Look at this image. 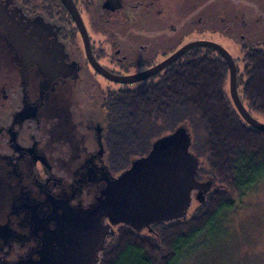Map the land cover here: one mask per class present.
I'll list each match as a JSON object with an SVG mask.
<instances>
[{"label":"flooded vegetation","instance_id":"1","mask_svg":"<svg viewBox=\"0 0 264 264\" xmlns=\"http://www.w3.org/2000/svg\"><path fill=\"white\" fill-rule=\"evenodd\" d=\"M72 1L87 31L88 51L74 18L61 0H14V6L25 13L23 31L20 33L24 39L20 38L21 41L8 43L4 39L10 37L9 31L5 32L4 28L10 27V23L0 26V54L2 50L11 48V44L16 47L25 45V67L16 57L12 65L7 63L3 66L1 62L4 60L0 56V122L2 117L8 114L11 117L13 111L23 108L20 97L25 95V120L17 121L16 129L20 134H16V138L25 143V153L21 151L23 158L38 160L41 174L47 172L43 165L44 158L54 161L56 165L55 161L61 157L58 146L64 143L51 137L50 120L43 119L48 114L44 113L42 117L43 109L40 105L29 108L32 103L41 99L45 106L62 93L69 98L72 121L70 125L62 126L66 130L70 128L75 154L78 151L82 153L75 155V159L84 155L85 159H89L98 141L94 132L87 128L80 129L78 125L88 124L87 113H94L90 110L95 108L97 113L102 112L105 131L101 142L104 143V158L108 163L112 153L107 133L109 105L113 95L130 90L137 94L151 93L153 86L165 78L175 63L186 62L188 58L195 59L190 56L196 54L199 60L208 55L213 61L226 62L214 47L194 45L197 43H215L225 48L234 59L237 74L242 78L245 73L238 71L241 72L243 64L248 62V55L264 53V0H115L110 7H107L108 0ZM38 17L44 19L51 29L32 33V26L27 21ZM189 45L194 46L149 77L133 83L110 79L145 74ZM40 57L59 62L58 68L48 73L38 62ZM237 82L238 77L236 86ZM252 116L264 123L262 117ZM155 122L151 120L149 124L152 126ZM7 130L4 125L0 127V153L3 154L12 153L8 147L11 139L7 136ZM156 136L149 134L140 150L129 152L127 156L146 155ZM120 150L124 152V148ZM39 191L40 188L38 195ZM37 199L43 201L39 196ZM1 217H4L3 213ZM10 219L11 216L7 215V219L0 220L11 227L8 233L0 232V263L25 258L34 252L37 245L28 224L22 221L12 224ZM17 249L23 250L25 254L16 258L14 253Z\"/></svg>","mask_w":264,"mask_h":264},{"label":"water","instance_id":"2","mask_svg":"<svg viewBox=\"0 0 264 264\" xmlns=\"http://www.w3.org/2000/svg\"><path fill=\"white\" fill-rule=\"evenodd\" d=\"M61 1L74 18L88 51L87 31L77 7L72 0ZM115 2L108 0L107 7ZM14 4V0H0V26L10 23V27L4 28L5 32L9 31L10 37L4 39L8 43L21 41L20 38L24 36L20 33L23 31L25 13ZM28 22L32 26V33L51 29L41 17ZM194 45L212 46L222 54L229 69L233 104L247 124L264 133V123L255 119L239 98L236 64L229 52L215 43ZM194 45L179 50L145 74L110 79L133 83L149 77L169 66ZM10 47L0 54L4 60L1 62L3 66L7 63L12 65L16 57L25 67V45L16 47L11 44ZM38 62L48 73L58 68L59 63L45 57H40ZM20 100H23V108L13 111L11 117L9 114L2 117L0 122V127L4 125L5 129H9L6 132L11 139L8 147L12 152L0 153V220L7 219L8 215L12 224L20 221L28 224L37 245L34 252L25 258L0 264H99L107 240L115 234L118 226H129L137 233H154V226L186 221L193 206L205 203L207 195L219 187L211 177L198 180L202 161L192 149L194 137L187 123H181L171 132L152 140L146 155L131 158L127 168L115 173L104 158L101 136L105 131V119H101L102 112L88 114V124L78 126L94 132L98 141L89 159H85V155L75 159V155L82 153L78 151L75 154L70 128L66 130L62 126L70 125L72 121L70 101L63 93L53 97L50 104L44 106L40 99L29 107L40 105L42 117L44 113L48 114L43 119L50 120L51 137L64 143L58 146L61 157L55 161L56 165L54 161L44 158L43 165L47 172L41 174L38 160L23 158L21 151L25 153V143L16 138V134H20L16 129L17 121L25 120V95ZM39 188L40 195L37 193ZM38 196L43 201L37 199ZM1 213L4 214L3 218ZM10 229L8 223L0 221L1 233H8Z\"/></svg>","mask_w":264,"mask_h":264},{"label":"trees","instance_id":"3","mask_svg":"<svg viewBox=\"0 0 264 264\" xmlns=\"http://www.w3.org/2000/svg\"><path fill=\"white\" fill-rule=\"evenodd\" d=\"M198 56L175 63L151 93L130 90L113 95L108 164L115 173L127 168L131 158L140 156L127 155L139 151L145 137L156 133L158 138L187 123L194 135L192 149L202 161L197 178L211 177L219 187L207 195L205 203L195 204L196 211L186 221L154 226V233L118 226L99 264H178L201 233L225 218L249 187L264 180V133L247 124L235 108L226 89L228 65L208 55L203 60ZM248 57L238 71L245 73L243 78L237 74L238 95L251 115L264 118V53ZM151 120L159 123L151 126ZM159 124L167 130L160 132ZM138 134L143 137L140 144Z\"/></svg>","mask_w":264,"mask_h":264},{"label":"rangeland","instance_id":"4","mask_svg":"<svg viewBox=\"0 0 264 264\" xmlns=\"http://www.w3.org/2000/svg\"><path fill=\"white\" fill-rule=\"evenodd\" d=\"M228 48L234 51L233 47ZM226 89L229 92V81ZM90 111L97 114L95 108ZM157 129L166 130L162 124ZM141 135H137V144L143 141ZM244 194L225 218L193 241L191 252L183 254L178 264H264V180L249 187ZM196 209L194 205L191 214ZM117 233L116 229L114 236Z\"/></svg>","mask_w":264,"mask_h":264},{"label":"clouds","instance_id":"5","mask_svg":"<svg viewBox=\"0 0 264 264\" xmlns=\"http://www.w3.org/2000/svg\"><path fill=\"white\" fill-rule=\"evenodd\" d=\"M25 252L23 250L17 249L14 253L16 258H19V256L24 255Z\"/></svg>","mask_w":264,"mask_h":264}]
</instances>
